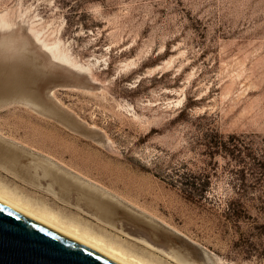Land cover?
<instances>
[{"label":"rangeland","instance_id":"obj_1","mask_svg":"<svg viewBox=\"0 0 264 264\" xmlns=\"http://www.w3.org/2000/svg\"><path fill=\"white\" fill-rule=\"evenodd\" d=\"M0 44L37 74L0 64V93L79 125L0 101V183L165 264H264V0H0Z\"/></svg>","mask_w":264,"mask_h":264},{"label":"water","instance_id":"obj_2","mask_svg":"<svg viewBox=\"0 0 264 264\" xmlns=\"http://www.w3.org/2000/svg\"><path fill=\"white\" fill-rule=\"evenodd\" d=\"M18 49L17 53L7 52L4 50V44H0V64L9 69L5 74L8 77H12L18 71L16 68L33 71L35 74L31 79L33 83L36 71L26 66L32 59L24 52H20L21 47ZM20 89L23 88L17 85L5 91L1 89L0 101L29 97L36 100L49 116L79 127L67 113L53 103L42 100L39 92L32 87L24 91ZM0 264L123 263L0 200Z\"/></svg>","mask_w":264,"mask_h":264},{"label":"bare ground","instance_id":"obj_3","mask_svg":"<svg viewBox=\"0 0 264 264\" xmlns=\"http://www.w3.org/2000/svg\"><path fill=\"white\" fill-rule=\"evenodd\" d=\"M46 46L47 50L53 55L55 59H60L61 61H67L69 59L68 55L59 48L58 43L51 46L46 44ZM2 72L3 71H1L0 73ZM19 161L20 158L16 154L12 153H9L8 156L4 157V159L2 160L3 164L6 167L8 166L13 169L19 170L23 175H25L26 178L35 180L36 178L32 172V167H29L28 165L21 166ZM65 192L66 191L63 190L62 194L65 195ZM0 200L44 222L45 224L99 250L100 252L116 259L123 264H165V262L160 258H146L144 255H139L132 248L121 243L112 236L96 230L93 226H91L86 221H83L78 216L72 214H64L63 212L56 210L41 201H32L30 198L23 196L16 190L9 188L2 183H0ZM98 213L100 216H103L105 218L110 217L105 210L102 212L99 211ZM141 242L146 243L147 247L154 246L151 243V245H149V242L145 240H141ZM155 250L161 252V254L171 260H174L175 262L179 261V259L175 257V255L165 250L157 247H155ZM180 262L184 264H191L185 261Z\"/></svg>","mask_w":264,"mask_h":264},{"label":"trees","instance_id":"obj_4","mask_svg":"<svg viewBox=\"0 0 264 264\" xmlns=\"http://www.w3.org/2000/svg\"><path fill=\"white\" fill-rule=\"evenodd\" d=\"M218 138L221 139L219 134H216L215 137L208 133L203 134L202 140L204 141L203 143L205 145V151L208 156H214L217 152L230 151L229 148L225 146L224 142ZM198 180H200L199 177L184 173L179 174L178 180L176 181H180V185H186L183 187L184 192L191 198H206L207 189L205 188V185L207 180L204 178L202 182L199 181L200 186L197 185Z\"/></svg>","mask_w":264,"mask_h":264}]
</instances>
